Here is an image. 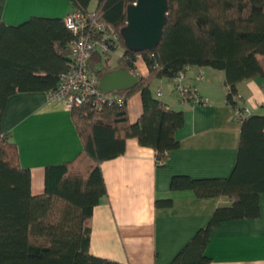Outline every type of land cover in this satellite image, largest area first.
Segmentation results:
<instances>
[{"label": "trees", "instance_id": "obj_1", "mask_svg": "<svg viewBox=\"0 0 264 264\" xmlns=\"http://www.w3.org/2000/svg\"><path fill=\"white\" fill-rule=\"evenodd\" d=\"M67 1L71 12H87L92 0ZM135 1L96 0L93 12L118 34L124 48L119 65L136 75V84L109 93L121 98V103H104L96 109L85 102L70 109L82 150L69 161L47 166L44 189L35 195L30 171L21 166L17 145L3 131L1 121L11 95L56 88L72 63L69 44L74 34L63 18L33 16L16 26L0 21V264H121L89 250L92 212L107 195L100 165L121 155L128 138L152 148L156 160L166 158L178 148L176 132L184 124V113L154 95L151 82L173 78L187 66L222 70L226 102L243 110L238 85L264 77V0H167L162 38L153 51L141 53L125 49L120 35L126 8ZM110 53H94L91 71L102 57L107 62ZM139 60L147 68L144 76L136 72ZM135 93L140 94L142 113L130 123L127 102ZM238 120L237 159L228 177L174 175L170 179L172 192L192 191L199 198L224 196L231 202L217 207L169 264H210L205 251L214 227L259 216L258 195L264 192V114L252 110ZM171 202V198L158 199L156 205Z\"/></svg>", "mask_w": 264, "mask_h": 264}, {"label": "crops", "instance_id": "obj_2", "mask_svg": "<svg viewBox=\"0 0 264 264\" xmlns=\"http://www.w3.org/2000/svg\"><path fill=\"white\" fill-rule=\"evenodd\" d=\"M66 3L0 0V21L16 26L33 16L63 18L72 11ZM123 50L112 51L107 62L102 57L91 72L100 79L124 68L119 65ZM136 72L147 74L141 60ZM198 73L203 77L196 80ZM184 80L194 87L198 99L180 100L173 92L172 78L154 79L150 86L168 107L184 113V124L176 132L179 146L168 153L164 164L157 165L155 151L135 138L125 141L121 155L101 163L107 195L92 212L91 254L121 264H169L213 211L231 202L224 196L199 198L192 191L169 188L174 175L228 177L237 159L241 123L225 99L224 71L191 67ZM237 90L242 107L264 114V77L248 79ZM127 107L130 123L136 122L142 113L139 93L132 95ZM1 126L16 143L21 166L30 171L34 195L44 189L47 166L69 161L82 150L70 109L64 101L50 99L46 91L11 95ZM165 198H171L169 206L156 205V200ZM258 204V217L224 221L212 229L205 251L210 264H264V192L259 193Z\"/></svg>", "mask_w": 264, "mask_h": 264}, {"label": "built area", "instance_id": "obj_3", "mask_svg": "<svg viewBox=\"0 0 264 264\" xmlns=\"http://www.w3.org/2000/svg\"><path fill=\"white\" fill-rule=\"evenodd\" d=\"M63 22L66 28L74 34V38L69 44L72 63L60 75L56 88L48 92L49 98L64 101L69 109L85 102H90L96 109H99L104 103H121V98L102 92L99 87V78L91 72L89 67V60L94 53L105 56L114 47H120L118 34L105 23L98 21L94 12L90 10L70 12L63 17ZM190 68L187 66L184 71H180L172 78L173 92L183 101L188 98L198 99L194 87L184 80L185 72ZM202 77L203 74L198 73L196 80ZM157 95L160 93L157 92ZM237 98L240 99L239 94ZM262 108L264 109V106ZM251 111L244 107L243 110L234 108V115L239 119ZM166 155L167 153H165ZM165 159L164 157L157 159L156 164H164Z\"/></svg>", "mask_w": 264, "mask_h": 264}, {"label": "water", "instance_id": "obj_4", "mask_svg": "<svg viewBox=\"0 0 264 264\" xmlns=\"http://www.w3.org/2000/svg\"><path fill=\"white\" fill-rule=\"evenodd\" d=\"M167 0H136L126 8V22L120 29L124 47L135 53L153 51L159 44L167 22ZM136 75L125 68L103 74L99 87L104 93L128 89Z\"/></svg>", "mask_w": 264, "mask_h": 264}, {"label": "rangeland", "instance_id": "obj_5", "mask_svg": "<svg viewBox=\"0 0 264 264\" xmlns=\"http://www.w3.org/2000/svg\"><path fill=\"white\" fill-rule=\"evenodd\" d=\"M58 1H59V2L61 1L62 4H67V3H66V2H67L66 0H58ZM94 2H96V0H92V1L90 2V4H89V9H94V8H95V3H94ZM62 7H63V5H62ZM62 7H61V8H62ZM120 47L123 48V46H122L121 44H120ZM115 61H116V60L112 59V62H111V63H113V62L115 63Z\"/></svg>", "mask_w": 264, "mask_h": 264}]
</instances>
